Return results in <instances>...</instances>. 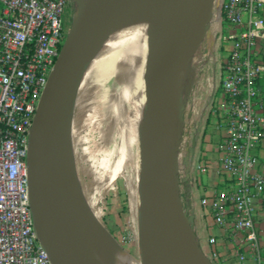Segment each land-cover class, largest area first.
<instances>
[{
	"label": "built area",
	"instance_id": "2783aa9c",
	"mask_svg": "<svg viewBox=\"0 0 264 264\" xmlns=\"http://www.w3.org/2000/svg\"><path fill=\"white\" fill-rule=\"evenodd\" d=\"M74 9L75 0H0V264H53L34 224L27 155L29 133ZM263 12L264 0H221L213 50L223 99L214 100L203 128L219 134L209 142L211 151L197 146L189 169L181 164V177L190 175L181 196L213 264H264V233L258 226V204L264 213L258 157L264 140L258 84L264 76ZM211 172L223 180L208 188L204 178Z\"/></svg>",
	"mask_w": 264,
	"mask_h": 264
},
{
	"label": "water",
	"instance_id": "95a60500",
	"mask_svg": "<svg viewBox=\"0 0 264 264\" xmlns=\"http://www.w3.org/2000/svg\"><path fill=\"white\" fill-rule=\"evenodd\" d=\"M179 1L75 0L73 22L42 94L27 155L34 224L53 264H106L101 239L78 187L73 149L76 102L88 64L126 15L157 6L163 10L161 20H168L172 5ZM183 1L186 11L173 20L169 43H161L168 53L164 85L155 80L147 113L146 206L162 264H174L177 250L192 264H213L199 245L195 215L181 196L182 185L190 180L189 172L181 177V164L189 169L192 163L190 156L180 160L186 106L179 84L182 75H176L188 67L210 35L209 5L215 0ZM143 256V264H151Z\"/></svg>",
	"mask_w": 264,
	"mask_h": 264
},
{
	"label": "rangeland",
	"instance_id": "374dc122",
	"mask_svg": "<svg viewBox=\"0 0 264 264\" xmlns=\"http://www.w3.org/2000/svg\"><path fill=\"white\" fill-rule=\"evenodd\" d=\"M220 4L221 0H215L217 21L211 22L210 35L179 80L188 106L180 154L182 160L190 156L191 163L196 161V148L203 142V126L196 121L192 104L197 105L199 99L205 101L207 79L212 82L214 77L213 46L218 38L215 24ZM70 14L71 27L75 9ZM128 79L130 70L122 67L106 82L83 80L75 108L73 149L78 187L88 213L124 252L144 263L148 100L139 88L126 97L121 95Z\"/></svg>",
	"mask_w": 264,
	"mask_h": 264
},
{
	"label": "bare ground",
	"instance_id": "6f19581e",
	"mask_svg": "<svg viewBox=\"0 0 264 264\" xmlns=\"http://www.w3.org/2000/svg\"><path fill=\"white\" fill-rule=\"evenodd\" d=\"M213 5L214 3H211L209 7L213 12L212 21L216 22ZM186 8L187 4L183 0L176 2L171 7L172 13L168 20H161L163 10L157 6L138 9L126 15L110 30L90 60L83 80L91 82L96 79L106 82L113 78L122 67H127L130 70V79L121 95L126 97L135 88L141 89L147 95L149 110L155 80L159 79L161 85H164L165 67L168 63V53L162 51L161 43L162 41L169 43L172 36L170 34L172 22L178 14L185 12ZM183 71L184 69L176 75L177 78ZM145 147L147 153L148 137L145 140ZM88 218L101 239L106 264H143L121 250L89 213ZM145 223L146 234L142 253L149 257L151 264H162L147 213L146 192ZM174 264L192 263L180 250H177L174 255Z\"/></svg>",
	"mask_w": 264,
	"mask_h": 264
},
{
	"label": "crops",
	"instance_id": "0c3cea01",
	"mask_svg": "<svg viewBox=\"0 0 264 264\" xmlns=\"http://www.w3.org/2000/svg\"><path fill=\"white\" fill-rule=\"evenodd\" d=\"M263 16H264V12H263ZM215 32H219V24H215ZM211 31H212V25H211ZM208 37V35H207ZM206 37V38H207ZM201 48V47H200ZM199 48V49H200ZM198 49V51H199ZM206 50V49H205ZM197 51V53H198ZM214 60L216 59L217 56V51L214 50ZM215 68L212 69L213 71V78H212V82L211 78L207 79L206 82V90L203 91L206 92V99L204 100H198L197 101V105H195L194 103L192 104V109L194 111V113L197 115L196 121L198 123H200V125L203 126V128L206 126V123L208 122V118L209 115L211 113V109H212V105L214 103L215 99L218 100H222L223 99V95L219 96L220 91L218 90V85L220 82V77L218 74V70H217V66H216V61H215ZM259 84V91H260V104L262 106V109L260 110V113L264 115V76H262L258 82ZM188 106L186 107V117L188 118ZM188 120V119H187ZM206 131V134H205ZM205 131H203V142L201 144V151L205 152L206 150L211 151V146L209 144L210 141L212 142H216L217 138H218V134L219 131L216 128H212V127H208ZM258 157H259V161H260V167L262 172L264 173V140L262 141L261 146L258 149ZM223 180V177L218 176L216 174V172H211L210 175L206 176L204 178V182L206 184V187L210 188V186L214 185V183L216 182V180ZM201 194V193H200ZM199 194V195H200ZM260 204H258V226L259 229L264 233V213H262L260 211Z\"/></svg>",
	"mask_w": 264,
	"mask_h": 264
},
{
	"label": "trees",
	"instance_id": "16d2710c",
	"mask_svg": "<svg viewBox=\"0 0 264 264\" xmlns=\"http://www.w3.org/2000/svg\"><path fill=\"white\" fill-rule=\"evenodd\" d=\"M263 62H264V55H263ZM184 186H186V188L188 187V183L187 184H184ZM188 192H186V196H188Z\"/></svg>",
	"mask_w": 264,
	"mask_h": 264
}]
</instances>
